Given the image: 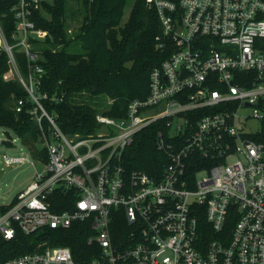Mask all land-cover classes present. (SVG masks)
Returning <instances> with one entry per match:
<instances>
[{
	"label": "built area",
	"instance_id": "built-area-1",
	"mask_svg": "<svg viewBox=\"0 0 264 264\" xmlns=\"http://www.w3.org/2000/svg\"><path fill=\"white\" fill-rule=\"evenodd\" d=\"M49 1L0 0L11 4L15 25L11 43L0 21V50L48 154L46 162L27 149L4 156L7 166L32 159L42 170L0 215V241L17 230L88 223L93 251L83 264H264V0H145L160 21L157 46L169 55L151 72L145 99L121 119L98 113L100 130L84 138L64 134L43 103L64 99L42 90L46 71L31 41L47 36L33 15ZM16 52L26 56V75ZM24 106L19 100L16 111ZM159 121L162 177L128 172L124 152ZM57 190L75 191L73 209H52ZM0 264L80 263L58 246Z\"/></svg>",
	"mask_w": 264,
	"mask_h": 264
},
{
	"label": "trees",
	"instance_id": "trees-1",
	"mask_svg": "<svg viewBox=\"0 0 264 264\" xmlns=\"http://www.w3.org/2000/svg\"><path fill=\"white\" fill-rule=\"evenodd\" d=\"M52 0L34 11L37 29L47 32L43 40L32 39L38 60L46 74L42 90L63 101L51 99L43 103L46 110L57 116L61 131L75 138L96 134L100 125L98 113L121 119L126 117L130 102L145 99L150 90V75L168 57L161 51L155 37L161 25L154 9L145 0H136L129 18L124 22L127 0ZM9 2H0V21L8 41L14 32V17ZM21 72L28 74L27 59L16 52ZM11 71L7 54L0 50V138L12 146L11 132L35 159L47 161L48 154L41 146V131L29 110L32 103L24 87L15 79H6ZM19 100L25 101L21 112L16 111ZM112 102L109 104V102ZM48 128V124L44 123ZM163 122H155L140 131L123 155V167L128 171L141 170L160 179L167 163L165 154L156 147L157 134ZM76 193L57 190L50 197L55 212L71 210ZM15 203L0 204V215ZM54 203V204H53ZM88 223H74L69 229L44 228L25 235L17 230L10 241H0V261H6L47 247L66 246L74 259L83 264L92 255L88 244Z\"/></svg>",
	"mask_w": 264,
	"mask_h": 264
},
{
	"label": "rangeland",
	"instance_id": "rangeland-1",
	"mask_svg": "<svg viewBox=\"0 0 264 264\" xmlns=\"http://www.w3.org/2000/svg\"><path fill=\"white\" fill-rule=\"evenodd\" d=\"M135 1L127 0L124 22L128 20ZM70 4L72 6L76 5L73 0ZM8 76L12 78L15 74L10 72ZM4 138L5 135L3 134L0 138V204L7 206L14 201L21 191L32 183L36 169L42 170V166L37 163L32 165L31 163L34 162L32 159H30V162L20 165L7 166L4 162V156L24 155L27 154V150L13 132H11L10 138L11 142H13L12 146H7L1 142Z\"/></svg>",
	"mask_w": 264,
	"mask_h": 264
}]
</instances>
